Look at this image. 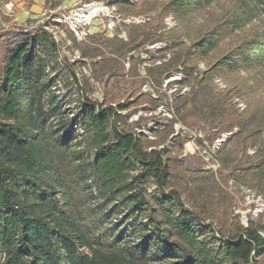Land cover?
Listing matches in <instances>:
<instances>
[{
  "label": "trees",
  "instance_id": "16d2710c",
  "mask_svg": "<svg viewBox=\"0 0 264 264\" xmlns=\"http://www.w3.org/2000/svg\"><path fill=\"white\" fill-rule=\"evenodd\" d=\"M248 1L253 15L264 16V0ZM210 2L169 4L182 18ZM110 4L131 9L129 0ZM237 25L219 24L193 43V53L208 54ZM1 43L0 264H264V223L249 219L224 232L191 201L214 190V173L179 174L170 149L134 130L140 121L128 123L122 103L82 97L75 112L60 104L54 78H47L56 65L47 30L5 29ZM263 63L264 38L242 44L205 73ZM182 74L181 85H189L192 72L185 67ZM224 94L206 101L216 134L232 131L222 142L220 165L264 195V154L257 148L264 119L232 112ZM186 100L173 116L183 113ZM172 125L150 132L172 133Z\"/></svg>",
  "mask_w": 264,
  "mask_h": 264
},
{
  "label": "rangeland",
  "instance_id": "374dc122",
  "mask_svg": "<svg viewBox=\"0 0 264 264\" xmlns=\"http://www.w3.org/2000/svg\"><path fill=\"white\" fill-rule=\"evenodd\" d=\"M11 1L16 8L13 13L0 8V32L47 30L56 49V65L47 69V78H54L52 91L64 108L75 112L82 97L126 105L123 113H130L128 123L139 120L141 126L134 130L168 147L179 174L184 170L214 173V190L190 197L206 222L213 223L214 228L220 226L224 232L243 226V216L264 223V206H260L263 211L258 215L250 214L247 209L252 210L253 205L244 200L245 187L257 191L220 165L222 143L217 139L224 134L226 140L232 131L216 134L214 116L206 109L210 96L222 100L226 91L232 112L243 117L259 113L264 119V63L205 73L242 44L263 40L264 16L253 15L248 0H212L182 18L171 11L172 0H129L131 9L112 6L110 0ZM89 4H100L104 10L90 21L75 22L76 12ZM127 10L133 13L124 15ZM234 20L238 25L229 28L212 51L202 57L193 53L192 45L199 37ZM3 56L1 43L0 70ZM185 67L194 79L182 86ZM184 98L187 105L183 113L173 116V109L182 106ZM189 113L197 117L196 121ZM171 120L172 133L162 127L158 129L161 133L156 131L158 136L150 132ZM257 148L264 154V128ZM177 181L184 184L183 178Z\"/></svg>",
  "mask_w": 264,
  "mask_h": 264
},
{
  "label": "built area",
  "instance_id": "2783aa9c",
  "mask_svg": "<svg viewBox=\"0 0 264 264\" xmlns=\"http://www.w3.org/2000/svg\"><path fill=\"white\" fill-rule=\"evenodd\" d=\"M2 9H4L7 13H12L14 11V4L11 0L5 1L2 3ZM73 28H75V24L72 25ZM226 136L223 134L220 139H217V143L221 145V143L225 140ZM244 200H246L247 204H250L252 206V210L248 208L251 213L254 215H258V213L263 211V208L261 209V205L264 206V195L255 193L251 188L245 187L244 188ZM259 206V210H257V207ZM262 210V211H261ZM252 219V218H251ZM243 226L246 227L248 219L247 216H243L241 219ZM259 234L264 237V230H261Z\"/></svg>",
  "mask_w": 264,
  "mask_h": 264
},
{
  "label": "bare ground",
  "instance_id": "6f19581e",
  "mask_svg": "<svg viewBox=\"0 0 264 264\" xmlns=\"http://www.w3.org/2000/svg\"><path fill=\"white\" fill-rule=\"evenodd\" d=\"M104 10V7L102 5H96V4H89L85 5V8L79 9L76 12L75 22H87L90 21V18L93 17L94 14H96L99 11Z\"/></svg>",
  "mask_w": 264,
  "mask_h": 264
},
{
  "label": "crops",
  "instance_id": "0c3cea01",
  "mask_svg": "<svg viewBox=\"0 0 264 264\" xmlns=\"http://www.w3.org/2000/svg\"><path fill=\"white\" fill-rule=\"evenodd\" d=\"M6 1H8V0H6ZM3 2H5V1H3ZM3 2H0V8H1V9H2V3H3ZM14 8H15V6H14ZM3 10H4V9H3ZM15 10H16V8L14 9V11H15ZM14 11H13V12H14ZM13 12H12V13H13Z\"/></svg>",
  "mask_w": 264,
  "mask_h": 264
}]
</instances>
